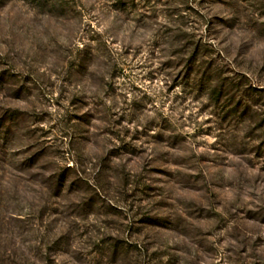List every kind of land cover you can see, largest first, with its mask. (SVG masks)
<instances>
[{
  "label": "rangeland",
  "instance_id": "1",
  "mask_svg": "<svg viewBox=\"0 0 264 264\" xmlns=\"http://www.w3.org/2000/svg\"><path fill=\"white\" fill-rule=\"evenodd\" d=\"M0 264H264V0H0Z\"/></svg>",
  "mask_w": 264,
  "mask_h": 264
}]
</instances>
